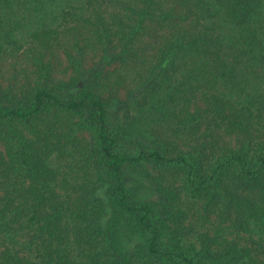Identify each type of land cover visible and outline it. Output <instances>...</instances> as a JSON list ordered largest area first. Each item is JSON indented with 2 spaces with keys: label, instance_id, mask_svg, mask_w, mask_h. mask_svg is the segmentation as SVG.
Segmentation results:
<instances>
[{
  "label": "trees",
  "instance_id": "obj_1",
  "mask_svg": "<svg viewBox=\"0 0 264 264\" xmlns=\"http://www.w3.org/2000/svg\"><path fill=\"white\" fill-rule=\"evenodd\" d=\"M5 74L0 264H264V0H0Z\"/></svg>",
  "mask_w": 264,
  "mask_h": 264
},
{
  "label": "rangeland",
  "instance_id": "obj_2",
  "mask_svg": "<svg viewBox=\"0 0 264 264\" xmlns=\"http://www.w3.org/2000/svg\"><path fill=\"white\" fill-rule=\"evenodd\" d=\"M23 55V54H21ZM96 62L98 60H95ZM94 62H89V67L93 66ZM113 65L110 64L107 67H112ZM12 76H9L8 74H5L4 77H0V85H2L3 88L7 87L9 84L13 82ZM126 92L127 90L121 89L118 94H113L111 98H115V101L113 105H110L108 110V120L110 128L117 127L119 129V126L123 121H125L127 118H125V115L128 112V107L130 109L129 113L133 114L132 109L130 108V105L128 104V100L126 99ZM135 115V114H134ZM132 115L131 117H134ZM156 120V119H155ZM136 123V122H134ZM32 131V127L29 123L17 120V119H8L3 123V125L0 126V144L2 145L3 152L7 154V151L16 150V143L9 142V137L15 133H21L25 136H28ZM87 136L90 138L93 137V132L91 130L84 132ZM140 143L142 146L149 145L150 139L146 137V135L142 134V136L138 137H131L126 138L121 143V148L134 154L137 152L135 149V145ZM152 173H155V170H151ZM171 173V172H170ZM185 212V211H184ZM186 214V212H185ZM190 214V211L186 215ZM200 218H198V221ZM187 221V216L184 219V223ZM208 222V221H207ZM206 222V224H207ZM193 223V224H192ZM192 225H189L192 229H196L198 226L195 224V221L193 220L191 222ZM205 224V225H206ZM3 235V230L0 229V236ZM240 245H246L248 250L250 251L251 256L255 259V261L264 262V245L261 240L258 239V237L253 234L250 235L249 233H241L240 234Z\"/></svg>",
  "mask_w": 264,
  "mask_h": 264
}]
</instances>
